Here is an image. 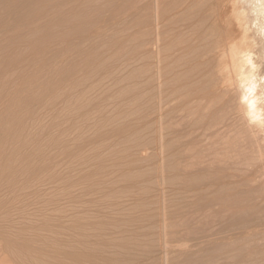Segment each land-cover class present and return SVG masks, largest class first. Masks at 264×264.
<instances>
[{"label": "rangeland", "instance_id": "obj_1", "mask_svg": "<svg viewBox=\"0 0 264 264\" xmlns=\"http://www.w3.org/2000/svg\"><path fill=\"white\" fill-rule=\"evenodd\" d=\"M28 1L0 0V264L23 258L27 262L20 264H239V175L233 174L239 164L222 163L235 154L225 148L230 139L224 132L202 135L220 138L214 148L212 140L201 139L211 144L209 152L201 144L204 158L186 143H199V130L196 142L195 131L192 140L179 134L188 139H180L184 147L174 142L170 94L169 104H160L161 121L170 128L163 123L158 129L156 104L151 108L146 99L150 93L149 103H157L156 67L146 66L156 61L154 48L145 49L140 19L144 0H73L46 9L42 0L23 5ZM162 138L168 147L174 140L169 150ZM175 145L204 159L205 170H196L193 161H199L187 150L184 159ZM223 151L229 154L224 161ZM166 154L184 165L191 158L195 171L184 166L180 173L183 165L172 156L167 158L180 172L175 164L167 171ZM253 238H247L249 251ZM244 264H258L253 252Z\"/></svg>", "mask_w": 264, "mask_h": 264}, {"label": "bare ground", "instance_id": "obj_2", "mask_svg": "<svg viewBox=\"0 0 264 264\" xmlns=\"http://www.w3.org/2000/svg\"><path fill=\"white\" fill-rule=\"evenodd\" d=\"M36 1L37 0H35V2ZM70 1L73 0H42L40 4L42 3L46 9L54 5L58 6L61 4H66L67 2ZM83 1L84 0H82L81 2ZM33 2L34 0H29L28 3L25 2L23 3V5L26 4L30 6L31 3ZM81 2L80 5L83 4ZM143 2L144 5L141 4L143 5L142 7L143 14L140 13L143 15V16L140 15L142 16L143 20L142 18H140L142 21V23L141 22L140 23L141 25L143 24L145 30L144 34L146 38L143 39L146 41L147 44V45L145 44V49L146 46L152 44L154 49L151 52L154 51L155 59H156V61L152 62V60L155 59H152L151 57L154 56L147 54L149 55V57L151 56L150 57L151 59L148 57L146 58L148 59V61L151 60L153 65H149L151 66L149 67L147 61L146 66L148 67V69L150 68L149 69L150 71L153 70L152 66H154V69L156 67L155 70L156 76H154L155 73L153 75L152 74L153 72H151V76L153 75V78L152 77L151 78L154 79L156 77L155 80L157 79V83L154 84L155 85L158 84L157 85L158 87L157 86L155 87L154 85V89L156 88L155 90H157V96L155 94L157 98H155L154 96V99H156L154 101H157V103L153 101L154 102L153 106L151 105L152 103L151 104L149 103L150 100L153 99L150 93L146 94V96L148 94L150 96V98H146V99L148 100L150 99L148 104L149 106H151V108L154 107L156 104L155 115L158 120L155 119V121H157L158 123V129L161 128L162 127L161 125L164 123L163 120L161 121V117L164 112L162 109L163 107H161L160 105L161 100L163 99L168 100L169 98H171L170 96H172L170 101L172 100L173 104L170 106V108L169 106H167V108L172 109L171 112H173V114H171L169 110L171 116L169 117V119L166 116L165 117L168 120H171L170 122L174 123L176 126L172 125L173 129L172 131L169 132L170 133L172 132L177 137L179 136V134L180 136L187 135L186 137L188 138L190 137V135H192L191 133L192 131L198 132L199 130L200 131L199 137L201 136L199 140L197 132H196L197 137L195 136L194 133L193 141L195 138H197V141L199 140V143L196 144L197 145L200 144V148L198 150L195 149L196 148L195 143L190 141L187 142L185 141L188 139L190 140L191 138L187 139L186 137H183L184 140H182L183 139L182 137H178L175 140V138L172 137L175 141L173 139L171 140H173L174 142L179 140L177 144H179L181 138H182L181 140L184 143L185 142L189 143V145L191 143L190 145L191 147L190 146L189 147L192 149L193 146L192 150L194 151V153L197 151V153L194 154L192 150L189 151L190 153L188 152L187 150L188 147L187 148L185 147L186 148L185 150L183 149L185 152L181 151L182 149L180 148L179 145H178L179 147L177 145L172 147V148H176V151H177V147L178 149L180 148L181 150L177 152L179 153L182 152V154L185 153L183 157L184 159L185 156H188L189 153L190 156H188V158L193 157V159L197 161L199 158L196 156L199 155L201 156L200 149H202L201 144L204 143L203 140L205 141V143H208L209 141L212 140L211 137L214 134L216 137L217 135H220L221 137V133L223 132L224 135H228L227 137H229L230 139V141H228L227 139L228 143L230 142L229 148L227 147L228 143L227 142L225 143V140L222 139L224 140L225 143L224 146H226L225 148L230 149L229 152L232 150V154L233 153L235 154L234 156L232 155V159H231V156H229L228 153H227L228 155L226 154L227 149H225L226 152L225 151L223 152H225L226 156L223 155L224 154L223 152H220L223 154H219V155L221 156L223 155L222 160L223 158L226 159V157L228 158L229 156L230 159L229 158L228 159L231 161L227 159L226 162L228 164L224 163L225 159L223 160L224 162H222L221 160V162L226 166L227 165L230 166V162H232L231 165L233 163L239 164V167H237L235 170L238 173L237 174L233 173L237 176L239 175V264H244V262L247 259H249V257L252 255V252L256 260L258 261V264H264V210L262 209L264 208V187H262L263 185H261L262 189L259 187L262 182L264 184V0H144ZM37 3L39 2L37 1ZM74 4L73 6H76L79 4V2L78 4L75 5ZM70 9L72 8H69L67 11H69ZM76 12L79 13L78 11ZM152 45H150V47ZM147 48L150 49L149 47ZM152 55L154 54L152 53ZM171 62H174L173 65L174 64L175 65L173 66ZM168 67L171 69V71L168 70L169 69ZM149 70H147V68L145 69V72L148 71L147 75H145V77L147 76L148 79L150 77ZM180 71H182V73ZM171 72L176 73L177 76L176 74L174 75L173 73L174 77L172 76L170 77V75L172 74L169 75V73ZM179 72L180 74H178ZM167 75H169L168 78H172V79L175 78L173 79V81L171 79L172 83L174 84H171L170 79H168L170 82L169 84L172 87L170 85L169 87L167 86L168 85V82L166 80ZM147 77L146 80L148 81ZM164 80L167 83H164L163 82ZM150 82L146 83V85L148 84L152 85L150 84ZM163 83L166 84L165 87L166 86L167 88L171 87L170 90L167 88L166 90L165 89L164 90L165 91L168 90L170 92L172 91V93L167 91L166 92L167 94L165 93V95L163 96L164 93L162 88H165L163 86L164 85ZM149 88L147 87V89ZM168 94H170V96ZM166 96L167 98H165ZM148 100H146V102ZM170 101L165 100L164 102H167L168 105ZM147 108H146L147 110H145V112L147 111L145 114L151 112L152 110L151 109L150 111H148L149 107ZM153 112L150 113L151 114L150 116L149 115L147 116H149V118L152 116L154 119L155 115ZM169 112L167 111L168 115ZM184 119L185 121H183ZM179 120L183 122H180ZM158 121H161L162 123L160 124ZM176 121H179V123ZM166 123L168 122H165L164 124ZM167 127L169 126L167 125ZM187 128L189 129V131L185 132L186 130H188ZM158 129L157 132L159 131L163 132L162 135H160L161 137H164V135H166V137L169 136V134L164 133V131H166L164 129H168V128H162L164 131L162 129L160 130ZM154 130H155L154 135H157L155 127ZM171 135L172 134H170L169 136L170 138ZM202 135L206 137L211 135L210 137L211 139L207 141L206 139H208L209 137L202 138ZM164 138H162L161 140V144L163 145L161 146L162 148H164L163 150H165L166 148H168L167 150H169V148L173 146L171 144L174 142L171 141L172 143H170L169 142L170 140L169 141L167 140L170 143V144L168 143L169 145L168 147L167 143H164L165 141L162 143ZM201 139H203L202 140L203 143H200ZM217 139L215 140V142H213L214 140H212L211 144L212 143L215 144L217 142ZM155 140L157 142L159 141V145H158L159 147L160 140L159 139H155ZM153 142L155 143L154 140ZM151 143L148 145L153 146L154 143L153 144ZM205 143H204L205 145L204 147L207 146ZM155 144L156 145H154L153 148L155 146L157 147L158 143ZM211 144L209 143L208 146ZM213 144L211 145V147L214 146ZM180 145H183V143L181 144L180 142ZM239 145L241 146L243 145L242 148L245 152L241 149ZM165 146L167 147L165 148ZM184 146L185 145H183V147ZM158 147L155 149L159 150ZM207 147L205 149H207ZM238 148L239 150L241 149L240 152L242 151V153H244V155H242L241 153L242 157L245 158L244 160L242 157H241L242 160H240V156H239L240 152L238 151ZM244 148H246V150ZM157 150L156 152H158ZM186 150L188 153L186 152ZM217 150L218 151L220 150L219 147L217 148ZM207 151L209 152L208 149ZM165 152L168 153L169 151H165ZM191 152L193 153V155L196 154L197 155L194 157L191 154ZM160 153L165 154L164 152L163 153L160 152ZM245 153H247V155ZM248 153H250V155H248ZM171 154L170 155L166 154L164 156L166 158L167 156L168 157L172 156V158L175 159L177 158L174 157L177 153L176 154L173 153L174 156ZM158 155L159 154H157V156ZM206 155L208 156V154ZM209 155L210 158L213 156L210 153ZM203 156L204 154L201 157ZM244 156H247V158ZM207 158H209V156ZM161 160L162 159H160V162ZM167 160H169L167 161V164L168 162L170 163L168 166L164 165L165 168L167 167V171L169 170L168 167L172 168V166L175 167V165H177L175 164L176 162L174 163L175 165L174 164L171 165V161L173 160L170 161V159L168 158ZM177 160L178 158L175 161ZM190 160L188 161L186 157V161L188 162L186 163L188 165L182 164L183 162L185 163V161L181 163V161L178 160L179 162L178 165L180 166V163L183 165V166L181 165L182 166V168L180 167L181 169H183L185 166V168L188 167L191 170L194 164L197 165V166L195 165V169L196 167L199 168L201 163L200 160H198L199 165L195 161H193L194 162V164H192L193 166L189 165L192 162V161L190 162ZM219 160L220 159H218L217 161ZM164 161L162 163H165ZM209 161L211 160L209 159ZM204 162L207 163L206 161ZM211 162L213 163V161ZM221 162L219 161L218 163L220 164ZM218 163L215 162V164ZM178 165L176 166L175 169L177 171H179ZM225 165H222L223 169ZM201 166L199 168L200 171L205 170V169L201 170ZM216 166L218 165H214V167ZM232 166L234 167L235 165L233 164ZM189 169L187 171H189ZM214 169L217 170V167ZM231 169L229 168L228 170ZM162 170L167 172L166 169H164V167ZM172 170H174V168ZM175 170L172 172L173 174L177 172ZM193 170L190 171L192 172V174L195 171ZM182 171L183 172L180 171L179 172L184 173V169ZM231 171L233 172V169ZM207 173L206 175H208ZM169 174H171V170ZM161 175L162 177H164L163 174ZM182 175L178 174L177 176L176 175L175 176L179 177ZM203 175L206 176L204 172ZM215 175L214 177H217ZM232 176L235 179L237 177L234 175ZM232 176L230 179H232ZM205 178H208V176H206ZM230 179H228L229 181L226 180L225 184L231 182L232 180L230 181ZM169 180H171V177ZM172 180H171L172 182L175 181L174 177ZM178 180L180 179L178 178ZM209 182L211 183V180ZM254 183L259 184L258 185L259 189L257 191L255 190L258 187L255 188L251 187V185L253 186ZM180 185H182V183H180ZM241 185L244 186V188H241L242 187ZM212 189L214 190L215 188ZM250 189L251 191L253 190V192L255 191V194H251L252 193L251 191L248 192ZM248 237H254L253 241L255 242V245L252 247L250 251L245 247V245L248 242L247 241ZM22 247L24 248V246ZM25 249L26 246L22 250ZM26 251L27 250H25L24 252ZM20 253H21L20 256L22 257L23 254L25 255L27 254V253H22L21 250ZM91 258L93 259V257ZM88 259L90 258L88 257ZM88 259L86 261L87 263H88ZM21 260H25V259L24 258L20 259V263L22 262ZM26 262L27 261L25 260V263ZM93 262L94 261H92V263Z\"/></svg>", "mask_w": 264, "mask_h": 264}]
</instances>
